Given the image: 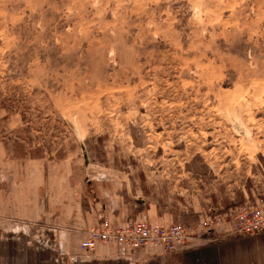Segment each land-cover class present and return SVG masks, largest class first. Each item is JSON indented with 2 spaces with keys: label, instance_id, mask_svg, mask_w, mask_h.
<instances>
[{
  "label": "rangeland",
  "instance_id": "374dc122",
  "mask_svg": "<svg viewBox=\"0 0 264 264\" xmlns=\"http://www.w3.org/2000/svg\"><path fill=\"white\" fill-rule=\"evenodd\" d=\"M38 165L189 228L179 251L239 236L264 210V0H0V168Z\"/></svg>",
  "mask_w": 264,
  "mask_h": 264
},
{
  "label": "crops",
  "instance_id": "0c3cea01",
  "mask_svg": "<svg viewBox=\"0 0 264 264\" xmlns=\"http://www.w3.org/2000/svg\"><path fill=\"white\" fill-rule=\"evenodd\" d=\"M38 167L0 168V264H264V234L214 232L176 253L143 248L122 254L101 246L86 254L81 245L94 226L132 218L87 197L70 168ZM136 217L167 221L153 210Z\"/></svg>",
  "mask_w": 264,
  "mask_h": 264
},
{
  "label": "built area",
  "instance_id": "2783aa9c",
  "mask_svg": "<svg viewBox=\"0 0 264 264\" xmlns=\"http://www.w3.org/2000/svg\"><path fill=\"white\" fill-rule=\"evenodd\" d=\"M237 219L239 224H236L234 231L239 236H253L264 232V210L246 208L238 213ZM190 234L189 228L173 223L162 226L140 219L117 224L102 222L90 230L81 249L90 255L101 246L114 247L122 254L153 247L162 248L166 253H176L181 247H187L186 239Z\"/></svg>",
  "mask_w": 264,
  "mask_h": 264
},
{
  "label": "trees",
  "instance_id": "16d2710c",
  "mask_svg": "<svg viewBox=\"0 0 264 264\" xmlns=\"http://www.w3.org/2000/svg\"><path fill=\"white\" fill-rule=\"evenodd\" d=\"M16 156V155H15ZM16 157H19V156H16Z\"/></svg>",
  "mask_w": 264,
  "mask_h": 264
}]
</instances>
